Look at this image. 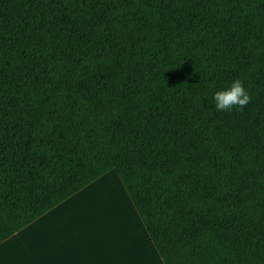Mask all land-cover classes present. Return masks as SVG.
Wrapping results in <instances>:
<instances>
[{
    "label": "trees",
    "instance_id": "16d2710c",
    "mask_svg": "<svg viewBox=\"0 0 264 264\" xmlns=\"http://www.w3.org/2000/svg\"><path fill=\"white\" fill-rule=\"evenodd\" d=\"M111 170L163 264H264V0H0V243Z\"/></svg>",
    "mask_w": 264,
    "mask_h": 264
},
{
    "label": "crops",
    "instance_id": "0c3cea01",
    "mask_svg": "<svg viewBox=\"0 0 264 264\" xmlns=\"http://www.w3.org/2000/svg\"><path fill=\"white\" fill-rule=\"evenodd\" d=\"M114 173L109 171L0 243V264H163L130 199L132 230L122 224L121 215L108 210L102 216L113 191L109 201L92 209L89 198L102 185L113 184L121 196V181Z\"/></svg>",
    "mask_w": 264,
    "mask_h": 264
},
{
    "label": "clouds",
    "instance_id": "9594fccd",
    "mask_svg": "<svg viewBox=\"0 0 264 264\" xmlns=\"http://www.w3.org/2000/svg\"><path fill=\"white\" fill-rule=\"evenodd\" d=\"M251 101L248 89L244 81L239 78H233L224 87L216 89L212 93L213 107L218 112H231L242 110Z\"/></svg>",
    "mask_w": 264,
    "mask_h": 264
},
{
    "label": "rangeland",
    "instance_id": "374dc122",
    "mask_svg": "<svg viewBox=\"0 0 264 264\" xmlns=\"http://www.w3.org/2000/svg\"><path fill=\"white\" fill-rule=\"evenodd\" d=\"M115 177H117L116 173H114ZM118 179V177H117ZM100 191L94 192L92 195V199L89 198V201L91 202V207L93 209V204L95 206V209L101 205L102 201L103 203H105L106 201H109V194L111 191H113V196L111 198L110 203H108V205H110L109 208H107V205L103 206V210L102 212V216L106 215V212H110V215H121V221L122 224L125 222L128 225V229L132 230L134 229L133 227V223L130 216V213L134 214V210L133 207L129 201L128 196L126 195L125 191L123 190L121 184H119V189L121 191V196H119V193H116L114 190V186L113 184L109 183V185H102L100 186ZM105 192L104 196L103 193ZM100 196H103V200H101ZM135 215V214H134ZM136 231V228H135ZM128 242V240H127ZM135 248H136V243H135Z\"/></svg>",
    "mask_w": 264,
    "mask_h": 264
}]
</instances>
